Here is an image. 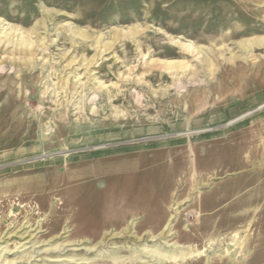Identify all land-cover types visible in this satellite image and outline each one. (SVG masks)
I'll return each instance as SVG.
<instances>
[{"label": "rangeland", "instance_id": "374dc122", "mask_svg": "<svg viewBox=\"0 0 264 264\" xmlns=\"http://www.w3.org/2000/svg\"><path fill=\"white\" fill-rule=\"evenodd\" d=\"M0 264H264V0H0Z\"/></svg>", "mask_w": 264, "mask_h": 264}, {"label": "bare ground", "instance_id": "6f19581e", "mask_svg": "<svg viewBox=\"0 0 264 264\" xmlns=\"http://www.w3.org/2000/svg\"><path fill=\"white\" fill-rule=\"evenodd\" d=\"M174 251H169V250H161V253L159 251H156L157 255L163 259H167V260H173V261H177L179 259L184 260V259H188L191 257H200L201 256V252H197V251H193V250H185V249H176V247H174ZM228 253V252H227Z\"/></svg>", "mask_w": 264, "mask_h": 264}]
</instances>
